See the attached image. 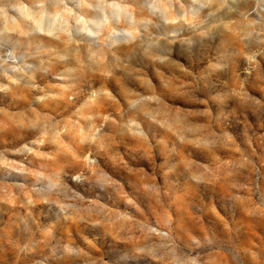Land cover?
Listing matches in <instances>:
<instances>
[{
    "label": "rangeland",
    "instance_id": "rangeland-1",
    "mask_svg": "<svg viewBox=\"0 0 264 264\" xmlns=\"http://www.w3.org/2000/svg\"><path fill=\"white\" fill-rule=\"evenodd\" d=\"M0 264H264V0H0Z\"/></svg>",
    "mask_w": 264,
    "mask_h": 264
}]
</instances>
